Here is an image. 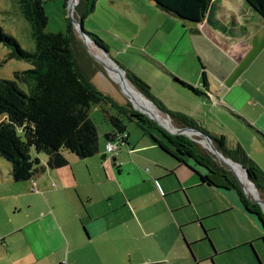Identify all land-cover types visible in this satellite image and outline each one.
I'll return each mask as SVG.
<instances>
[{"label":"crops","instance_id":"0c3cea01","mask_svg":"<svg viewBox=\"0 0 264 264\" xmlns=\"http://www.w3.org/2000/svg\"><path fill=\"white\" fill-rule=\"evenodd\" d=\"M140 1L171 28L170 46L163 50L169 56L154 62L171 76L174 86L199 100H211L214 110H228L245 123L260 138L253 152L242 145L253 160L255 153L264 151V17L246 0H213L202 22H186L153 1ZM189 57L201 70L198 83L203 89L177 72L188 65ZM102 111L109 121L112 111ZM97 130L99 144L93 156L67 152L68 163L60 168L49 167L48 157H40L34 177L19 182L24 184L12 196L16 212L25 213L0 229V264H211L221 257L225 260L220 264H264L257 244L263 234L220 240L205 228L211 212L218 211L197 209L189 216L182 212L198 204L189 198L192 189L224 188L203 182L196 170L180 164L146 132L149 138L128 129L126 144L114 156L105 148L112 124L109 121L103 133ZM233 209L238 208L230 205L214 214ZM189 226L200 231L187 230ZM204 241L210 247H194Z\"/></svg>","mask_w":264,"mask_h":264},{"label":"rangeland","instance_id":"374dc122","mask_svg":"<svg viewBox=\"0 0 264 264\" xmlns=\"http://www.w3.org/2000/svg\"><path fill=\"white\" fill-rule=\"evenodd\" d=\"M141 2L140 0H98L95 11L84 20V27L92 36L88 34L85 36L81 33L80 26L72 25L76 58L83 74L89 76L96 87L111 96L119 104L130 105L133 110L151 119L135 108L133 98L119 84L118 79L113 76L106 64L96 57L98 53L101 56L106 55L107 58H111L124 70L131 83L129 75L144 82L149 87L151 95L171 113L182 114L194 120L210 135L223 139L226 145L232 149H235L238 145H245L249 151L258 150L257 145L260 138L254 132H251L245 123L240 122L228 110H214L211 100H199L191 96L186 89L174 86L171 76L157 62H154L157 57L169 56L168 52L163 50L168 49L170 46L168 42L171 36V28L169 29V23L155 9H147ZM69 4L70 0L44 1L49 17L48 31L67 33L68 24L71 22L68 14ZM75 17L81 20L77 10H75ZM0 26L6 33L14 36L23 48L27 50L35 49L31 25L22 14L20 0H0ZM86 38L89 40H86ZM10 51L9 47L3 44L0 45V79H16L15 72L32 67L25 60L8 58ZM179 53L177 52V54ZM173 57L175 56L173 55ZM194 67H197L196 62L189 57L188 65H182L177 72L181 78L188 79L192 81L195 87L203 89V85L198 83V80H201V70ZM132 85L139 95L144 97L150 105L157 108L151 102V99L141 93L133 83ZM102 110L112 111V114L115 113L111 107L105 104L92 107L90 117L100 133H103L106 126L109 125V121L105 118ZM161 113L167 116L176 128L186 126L170 114L171 119H169L168 113L165 111ZM4 118L3 115L0 116V122ZM126 123L131 133L149 138L144 134L143 127L137 123L130 120H126ZM168 134L175 139L178 138L176 140L179 143L192 150L203 164L211 168L210 170L204 166L215 182L232 186L230 189L224 188L226 191L208 187L192 189L189 192V198L191 199L192 196L198 204L184 208L182 212L189 216L195 213L197 209L205 212L214 210L220 213L230 205L237 207L238 209H233L224 214L215 215L214 213L218 212H211L213 216L205 221V228L209 230L210 235L220 240L240 234H249L256 237L263 234V238L257 244L262 246L263 250L261 249L260 252L264 259V228L260 225L257 216L250 217L246 215L237 204L242 203L239 194L241 190L240 192L248 201L253 205H259L255 202L253 194L242 184L246 193L244 192L236 178L237 176L230 170L231 166L223 163L209 148L198 141L203 139L202 135ZM102 135L101 138L104 141ZM242 147L244 148V146ZM40 157L47 158L43 153L40 154ZM253 160L261 163V166H258L255 162L264 174V151L255 153ZM181 170H183L182 174L191 176V172L187 169ZM23 184L13 180L10 162L0 155V229L10 226L13 221L19 220L24 215L25 212H16L15 198L12 196V193L16 190H21ZM234 187H238L240 190ZM260 194L264 197L262 192ZM259 208L264 213L262 207ZM192 228H196L198 232L200 231L199 227L196 226H189L187 230H192ZM213 244L215 246L214 242ZM197 246L208 248L210 243L204 241L194 247L197 248ZM222 258L225 260V257H221L210 260V263L213 264V261H215V264H220Z\"/></svg>","mask_w":264,"mask_h":264},{"label":"trees","instance_id":"16d2710c","mask_svg":"<svg viewBox=\"0 0 264 264\" xmlns=\"http://www.w3.org/2000/svg\"><path fill=\"white\" fill-rule=\"evenodd\" d=\"M45 0H20L23 16L31 25L35 42L34 50H27L12 35L0 26V45L10 48L8 58L25 60L32 65L24 71L15 72L16 79H0V155L11 164V176L15 182L31 180L40 164V154L48 157V166L60 168L68 161L66 153L80 158L93 156L98 150L99 134L90 111L96 105H108L115 113L109 121L114 130L106 134L110 139L116 133L128 131L126 120L143 127L155 143L180 164H186L199 173L203 182L216 187L230 189L232 186L218 184L210 176L208 167L195 153L179 143L151 119L136 112L130 105H121L94 85L89 76L81 71L69 22L67 33L47 30L49 17ZM98 0H80L76 10L82 20L95 11ZM163 10L173 13L186 22H202L213 0H150ZM264 17V0H246ZM136 88L151 99L160 109L189 127L205 131L194 120L174 114L156 100L149 87L141 80L129 75ZM183 86L195 93L199 90L175 77ZM204 83L207 82L203 73ZM23 86H22V85ZM210 135V134H209ZM226 156L242 164L249 178L264 194V174L248 156L241 145L232 149L223 139L210 135ZM205 166V167H204ZM200 169H206L203 173ZM211 170V168L208 167ZM232 173V172H231ZM240 190L238 187H234ZM241 191V190H240ZM239 191L241 202L247 212L258 217L264 226V213L259 205H253ZM205 239H209L206 235Z\"/></svg>","mask_w":264,"mask_h":264},{"label":"bare ground","instance_id":"6f19581e","mask_svg":"<svg viewBox=\"0 0 264 264\" xmlns=\"http://www.w3.org/2000/svg\"><path fill=\"white\" fill-rule=\"evenodd\" d=\"M77 1L78 0H71V5L74 6V9H76V6H77L76 2ZM73 14L75 15V11ZM86 40H89V39L86 38ZM104 56L99 55V53L96 54V57H98L100 60H102L107 65V68L110 70V72L113 74V76L118 79L119 84L125 89V91L128 93V95H130L133 98L134 102H133V100H132V102H133L134 106L136 105L135 107L137 109L142 110V111L150 114L151 116L155 117L156 119H158L169 130L176 131V127L172 125L170 120H168L167 116H164L157 108L150 105L144 97L139 95L136 92L135 88L133 87L132 83L127 78L126 74L124 72H121V73L118 72L115 69V65L111 62V60H109V58H107L106 55H104ZM169 119H171V118L169 117ZM186 132L191 136L197 135L195 132L190 131V130H187ZM198 141H200V143L203 144L206 148L210 149V145L206 141H204L203 139H200ZM219 155H217L216 157L219 158L220 157ZM219 159L223 163H225L227 166H231L230 170L237 176L238 179L240 178L239 179L240 182L242 184H244V186L253 194L254 200L255 201L259 200L260 195L257 192L254 185L247 178L244 169L239 164L235 163L234 161L228 160L225 156H223L222 158H219Z\"/></svg>","mask_w":264,"mask_h":264},{"label":"water","instance_id":"95a60500","mask_svg":"<svg viewBox=\"0 0 264 264\" xmlns=\"http://www.w3.org/2000/svg\"><path fill=\"white\" fill-rule=\"evenodd\" d=\"M80 0H78L76 3L78 4ZM155 3V2H154ZM156 4V3H155ZM157 5V4H156ZM160 7V6H159ZM161 8V7H160ZM76 9H74V6L71 5V0H70V4H69V8H68V14L71 18V23L73 26H80V30L81 33L84 34L85 36L87 35V33L84 31L83 29V24H82V20H78L75 15L73 14L74 11ZM175 15V14H174ZM106 53V52H105ZM107 54V53H106ZM109 58V57H108ZM109 60H111V62L115 65V69L118 72H124V70H122L118 64L116 62H114L111 58H109ZM107 66V65H106ZM125 73V72H124ZM157 108L158 110H160L161 112H164L162 109H160L153 101H151ZM136 108V107H135ZM141 112H143L144 114L148 115V117H150L152 120H154L163 130H165L166 132L173 134V135H178V134H185L190 136L186 131L190 130L195 132L196 134L202 135L203 136V140L206 141L209 145H210V150L211 152H213L215 154V156L219 155V158H222L223 156H225L228 160H232L231 158H229L228 156H226L221 150L220 148L215 144L214 140L211 138V136L205 132H203L202 130L196 128V127H189V126H184L181 128H176V131H171L168 128H166L158 119H156L155 117L151 116L150 114L140 110ZM168 116L170 117V115L168 114ZM171 118V117H170ZM233 161V160H232ZM235 162V161H234ZM237 163V162H235ZM239 164L245 171V174L247 176V178L250 180V182L254 185V187L256 188L257 192L259 193L260 197L259 200L255 201L257 202L263 209L264 211V197L260 194V190L257 188V186L255 185V183L249 178L248 176V171L247 169L240 163ZM237 178V177H236ZM237 180L239 181L242 189L244 190V192L246 193L244 186L242 185V183L240 182V180L237 178ZM211 185V184H210ZM250 198V197H249Z\"/></svg>","mask_w":264,"mask_h":264},{"label":"built area","instance_id":"2783aa9c","mask_svg":"<svg viewBox=\"0 0 264 264\" xmlns=\"http://www.w3.org/2000/svg\"><path fill=\"white\" fill-rule=\"evenodd\" d=\"M128 132L116 133L113 137H111L106 143V152L117 156L121 147L126 144L128 139ZM63 264V263H62Z\"/></svg>","mask_w":264,"mask_h":264}]
</instances>
